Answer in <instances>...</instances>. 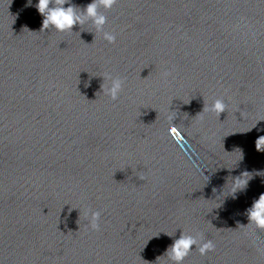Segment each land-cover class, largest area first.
<instances>
[{"label":"clouds","instance_id":"obj_1","mask_svg":"<svg viewBox=\"0 0 264 264\" xmlns=\"http://www.w3.org/2000/svg\"><path fill=\"white\" fill-rule=\"evenodd\" d=\"M117 2V0H93L88 4L83 12L77 11V7L72 5L71 0H38V4L35 5L38 12L44 17L42 22V29L46 30L50 26L54 27L57 31H72L74 25L82 24L84 19H91L93 25L97 31L103 32V27L106 23V17L98 11L101 7L104 9H111V7ZM69 5L65 7L64 5ZM50 5H52L50 7ZM32 6L31 0L25 7ZM104 39L109 43L115 42V35L103 32ZM170 73L165 72L163 75L167 77ZM122 91V83L120 79H116L112 83V87L108 90L107 96L111 100L118 99L120 92ZM226 105L222 100H216L212 106V111L220 115L225 112ZM175 115L168 117L169 120H174ZM264 145V136H261L256 141V148L261 151V146ZM247 183V182H246ZM248 217L251 223L256 228L264 230V193H262L257 200L254 201L252 207L248 209ZM100 212L95 211L91 213L89 219V226L92 230H99ZM198 246V251L201 255L207 254L208 251L214 250V244L212 241L200 242L194 236L182 234L174 243L168 248L167 254L169 259L175 264H182L184 258L192 250L193 246Z\"/></svg>","mask_w":264,"mask_h":264}]
</instances>
